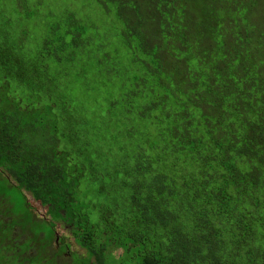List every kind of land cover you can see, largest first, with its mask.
I'll use <instances>...</instances> for the list:
<instances>
[{
  "label": "trees",
  "instance_id": "1",
  "mask_svg": "<svg viewBox=\"0 0 264 264\" xmlns=\"http://www.w3.org/2000/svg\"><path fill=\"white\" fill-rule=\"evenodd\" d=\"M1 1L0 264H264V0Z\"/></svg>",
  "mask_w": 264,
  "mask_h": 264
},
{
  "label": "rangeland",
  "instance_id": "2",
  "mask_svg": "<svg viewBox=\"0 0 264 264\" xmlns=\"http://www.w3.org/2000/svg\"><path fill=\"white\" fill-rule=\"evenodd\" d=\"M14 0H12L13 2ZM46 2L50 3L52 6V15H58V16H62L66 13H70L73 14L75 17L77 18H82L84 15H89L88 17L91 18H95L100 20L101 22L104 23V26L106 25V23L110 20L108 19L107 14L97 6V4L93 1V0H46ZM0 6L2 8V10L6 13L11 14L12 16H15L13 11H12V7L10 4H8L7 2H3L0 0ZM40 24H44V23H48L49 20L47 18H45L46 13L45 14H40ZM3 21H0V23H2ZM3 31L5 33H7V30ZM128 38H130V35L128 34ZM84 86H80V85H75L73 87V90L77 91V93L81 90H84ZM93 94L95 95H101L98 94V89H95L92 91ZM78 95V94H77ZM99 103L101 104V106L97 109V112L101 111V109L103 108V105L105 103V96H102L98 99ZM7 191L11 192L13 195H15V191L14 189H10L9 187H7ZM117 191V190H116ZM29 200H31L30 198H28ZM38 207L40 209L45 210V207L41 206L40 204L38 205ZM47 223H50L52 221V224L54 222H57L56 220H51L50 217H47ZM57 231H58V235L59 236H64L67 237V242L69 244V250L66 251V255L70 256L73 255L75 253H79L82 254L84 253V249L81 248L80 246H78L71 234L69 233V229L68 227H64L63 225H61L60 223L57 225ZM72 258H75L72 256Z\"/></svg>",
  "mask_w": 264,
  "mask_h": 264
},
{
  "label": "flooded vegetation",
  "instance_id": "3",
  "mask_svg": "<svg viewBox=\"0 0 264 264\" xmlns=\"http://www.w3.org/2000/svg\"><path fill=\"white\" fill-rule=\"evenodd\" d=\"M29 198L31 200L26 198L25 203L23 204V207H22L23 211L19 210L16 213L15 218L8 219L9 218L8 215H10V213L12 212V210L9 209V205H10V204H8L9 200L7 197L0 195V229L6 228V227H8V229H12L13 225L19 221L20 224H17L14 227V230L19 229L20 231H23L24 234H25V232H30L29 227L31 228L32 226L29 225L28 223L26 224V222L24 221V218H25L23 216L24 213H26V214L29 213L31 216H34V219L38 216H42L45 219V221L48 220L47 217L49 218V216L45 215V210L40 209L38 207L40 202L38 200L33 199L32 197H29ZM59 223L62 225L61 222L57 221L55 224L56 229H57V227H58L57 225ZM23 224L25 226H23ZM56 234L58 235V231H56ZM66 240H67V238H66Z\"/></svg>",
  "mask_w": 264,
  "mask_h": 264
},
{
  "label": "clouds",
  "instance_id": "4",
  "mask_svg": "<svg viewBox=\"0 0 264 264\" xmlns=\"http://www.w3.org/2000/svg\"><path fill=\"white\" fill-rule=\"evenodd\" d=\"M44 207V206H43Z\"/></svg>",
  "mask_w": 264,
  "mask_h": 264
}]
</instances>
